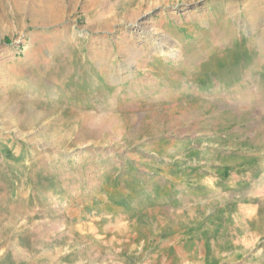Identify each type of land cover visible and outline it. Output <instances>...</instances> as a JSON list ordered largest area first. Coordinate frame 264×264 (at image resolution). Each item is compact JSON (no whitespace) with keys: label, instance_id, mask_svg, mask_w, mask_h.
Segmentation results:
<instances>
[{"label":"rangeland","instance_id":"rangeland-1","mask_svg":"<svg viewBox=\"0 0 264 264\" xmlns=\"http://www.w3.org/2000/svg\"><path fill=\"white\" fill-rule=\"evenodd\" d=\"M0 264H264V0H0Z\"/></svg>","mask_w":264,"mask_h":264},{"label":"bare ground","instance_id":"bare-ground-1","mask_svg":"<svg viewBox=\"0 0 264 264\" xmlns=\"http://www.w3.org/2000/svg\"><path fill=\"white\" fill-rule=\"evenodd\" d=\"M166 44H167L166 38L162 39V42L159 44L160 51L164 52Z\"/></svg>","mask_w":264,"mask_h":264}]
</instances>
